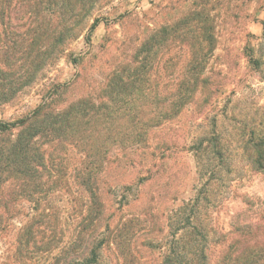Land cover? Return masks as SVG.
<instances>
[{"label": "trees", "instance_id": "trees-1", "mask_svg": "<svg viewBox=\"0 0 264 264\" xmlns=\"http://www.w3.org/2000/svg\"><path fill=\"white\" fill-rule=\"evenodd\" d=\"M101 1L0 0V105L36 84L52 55L77 36ZM209 3L195 0L172 25L146 28L126 65L111 70L83 98L59 106L61 86H54L31 112L17 121H0V264H101L107 247L118 260L129 261L124 245L136 234L131 220H121L110 234L102 231L108 210L102 175L120 166L119 155L129 158L145 149L150 131L179 116L199 91L217 92L205 74L218 48L215 7ZM171 36L180 38L186 55L172 85L185 92L158 113L152 106L169 70L161 56ZM250 50V64L262 70L263 55ZM238 136L252 166L264 174V127L241 128ZM205 137L193 145L196 156L203 150L222 157L221 133ZM255 226L241 221L234 229L249 236ZM206 235L198 214H188L187 204L180 207L170 224L163 264H207L200 249ZM251 247L233 258L225 255L223 263L264 264L261 248Z\"/></svg>", "mask_w": 264, "mask_h": 264}, {"label": "rangeland", "instance_id": "rangeland-1", "mask_svg": "<svg viewBox=\"0 0 264 264\" xmlns=\"http://www.w3.org/2000/svg\"><path fill=\"white\" fill-rule=\"evenodd\" d=\"M194 1H101L77 36L52 55L36 84L0 105V121H17L31 112L54 86H61L59 106L93 92L111 70L126 65L146 28L172 25ZM204 1L215 7L218 48L205 74L217 92L199 91L179 116L150 131L145 149L129 158L119 155L120 166L103 173L108 210L102 231L110 234L118 222L130 219L136 234L124 245L130 251L128 262L118 260L107 247L101 264H163L170 224L185 204L187 213H197L206 227L200 249L207 254V264H224L225 255L233 258L252 245L261 248L264 258V225H257L264 224V174L252 166L238 136L241 128L264 127V67L258 71L248 60L250 49L264 59V0ZM166 46L161 57L169 70L162 74L158 104L152 106L158 113L170 108V98L185 92L172 85L179 80L178 66L186 60L182 42L171 36ZM213 132L221 133L223 156L203 150L196 156V140L211 138ZM131 162L133 167H127ZM196 198L199 204L193 207ZM241 221L256 225L251 235L235 231Z\"/></svg>", "mask_w": 264, "mask_h": 264}]
</instances>
